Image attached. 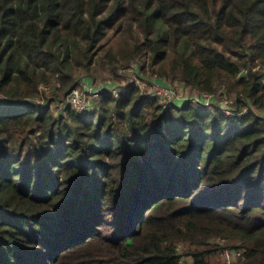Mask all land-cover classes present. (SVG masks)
I'll use <instances>...</instances> for the list:
<instances>
[{
  "label": "trees",
  "instance_id": "1",
  "mask_svg": "<svg viewBox=\"0 0 264 264\" xmlns=\"http://www.w3.org/2000/svg\"><path fill=\"white\" fill-rule=\"evenodd\" d=\"M146 53L237 111L135 85L83 114L64 104L85 72ZM256 110L264 0H0V264H220L225 249L264 264Z\"/></svg>",
  "mask_w": 264,
  "mask_h": 264
},
{
  "label": "rangeland",
  "instance_id": "2",
  "mask_svg": "<svg viewBox=\"0 0 264 264\" xmlns=\"http://www.w3.org/2000/svg\"><path fill=\"white\" fill-rule=\"evenodd\" d=\"M157 68L158 66H152L151 56L148 53L143 54L130 67L122 70L121 75L113 74L111 69L107 65H102L98 68H93L90 72L88 71V73L85 72L84 75H82L81 78L77 80L78 85L71 91L70 94H72L73 92L81 94L88 91L90 93L89 96L91 98V101L94 103V105H97L99 103V95L102 89H122L124 87H131L135 85L139 86L140 90L142 91V94L148 97H150L151 94H154L156 89H159V93H162L164 96V99L158 100L161 104L175 103L179 105L180 102L186 101L188 102L187 105H189L191 104L189 102H193V104H195L198 101V96H200L199 90L193 87L186 86L184 83L178 80L170 81L161 79L158 75H156ZM90 87L94 88V91L92 93L89 91L92 90L89 89ZM69 96L65 99L64 104L72 107L73 104L69 100ZM202 96H204L203 98H205V102H209L212 104L206 106H214L216 108H220L225 111L227 115H233L237 111L236 106L234 104L235 95L227 94L226 88H223L218 92L215 101L209 100L210 95L206 96V94H202ZM29 103L31 104L32 102L29 100L17 101V104L21 105ZM51 106L52 111H54L56 114H59L63 110L62 106H60L59 104L54 103ZM92 109H94V107ZM246 110L248 111V109H244L243 112H241L240 114H244ZM255 113L260 117H264V111L256 110ZM220 245L225 247L227 244L225 242H221ZM180 249L181 252L183 250L186 251V247L183 248L181 246ZM226 250L228 249H225L224 251ZM228 251L230 252L229 254L232 256V261L234 260L232 264L238 262L240 256L236 255L239 254L233 253L231 250ZM232 253L235 255H232ZM218 263L225 264V262H223L222 252L218 255Z\"/></svg>",
  "mask_w": 264,
  "mask_h": 264
},
{
  "label": "built area",
  "instance_id": "3",
  "mask_svg": "<svg viewBox=\"0 0 264 264\" xmlns=\"http://www.w3.org/2000/svg\"><path fill=\"white\" fill-rule=\"evenodd\" d=\"M137 85V84H136ZM113 87V86H112ZM139 87V86H138ZM130 87H124L122 89H115V88H109V89H105V91H109L112 95H114L115 97H119L121 96L124 92H126ZM89 89H92V90H89L91 93L94 91V88H89ZM102 89V90H104ZM98 91V90H97ZM101 91V90H100ZM89 92H85V93H72L70 94L69 96V100L72 102V106L76 109V111H78L79 113L83 114V113H86V112H89V111H92L93 107L95 108L96 105H94V103L91 101V98L89 96ZM204 95V94H203ZM208 96V95H206ZM151 98H156L158 100H161V99H164V96L162 93H159V89H156L154 94H151L150 96ZM200 97V99H199ZM204 96H202V93H200V96H198V101L195 103V104H205V105H212L211 103L209 102H205V98H203ZM209 100L210 101H213V98L211 96H209ZM177 102V101H175ZM189 103H193V102H189ZM94 106H93V105ZM188 102L184 101V102H180L179 105L181 106H184V105H187ZM248 111L246 110V112L244 113H247ZM233 252V251H232ZM230 252L228 250L226 251H223L222 252V257H223V262H225V264H232L233 261H232V256L229 254ZM233 253H238L239 255H236V256H241V253L240 252H233ZM232 255H235L233 254Z\"/></svg>",
  "mask_w": 264,
  "mask_h": 264
}]
</instances>
